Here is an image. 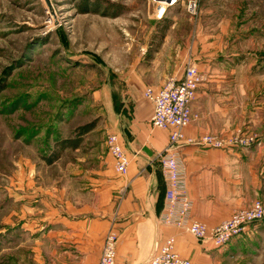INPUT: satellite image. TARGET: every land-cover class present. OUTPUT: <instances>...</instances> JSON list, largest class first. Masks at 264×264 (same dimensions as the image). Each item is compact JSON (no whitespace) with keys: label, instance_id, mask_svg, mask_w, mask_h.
<instances>
[{"label":"crops","instance_id":"0c3cea01","mask_svg":"<svg viewBox=\"0 0 264 264\" xmlns=\"http://www.w3.org/2000/svg\"><path fill=\"white\" fill-rule=\"evenodd\" d=\"M211 45L203 44L194 60L202 82L190 105L197 118L184 135L193 140L216 136L224 147L182 143L176 151L184 169L190 219L208 228L256 200L264 202V133H259L258 105L238 102L245 84L240 76L251 78L253 72L229 71L216 61ZM141 50L123 70L125 96H117L123 105L119 113L113 109L112 91L107 94L98 87L93 92L104 106L111 105L105 138L101 135L94 140L95 130L72 151L83 152L80 159L67 164L65 186L53 194L26 193L21 200L28 264H99L103 239L111 229L117 233L116 264H147L154 247L171 237L175 251L195 264H264V222L228 245L214 248L208 241H198L159 221L166 181L157 156L169 138L168 132L150 124L153 109L142 93L146 87L162 88L169 78L179 80L186 65L182 51L162 59L159 52ZM239 129L256 132L254 145L235 144L233 134ZM109 134L119 137L129 157L124 177L116 173L107 153Z\"/></svg>","mask_w":264,"mask_h":264},{"label":"rangeland","instance_id":"374dc122","mask_svg":"<svg viewBox=\"0 0 264 264\" xmlns=\"http://www.w3.org/2000/svg\"><path fill=\"white\" fill-rule=\"evenodd\" d=\"M49 1L50 7L44 0H0V264H28L21 200L66 185L65 168L83 151L47 165L56 139L94 121V140L105 138L111 105L93 92L103 87L125 96L123 70L143 48L162 59L182 51L185 65L195 64L208 42L229 71H252L251 78L240 76L238 102L258 105L264 133V0H180L161 20L148 0H109L116 17L80 13V0ZM233 135L257 136L240 129Z\"/></svg>","mask_w":264,"mask_h":264},{"label":"built area","instance_id":"2783aa9c","mask_svg":"<svg viewBox=\"0 0 264 264\" xmlns=\"http://www.w3.org/2000/svg\"><path fill=\"white\" fill-rule=\"evenodd\" d=\"M148 1L157 3L156 18L161 20L167 10L180 0ZM187 7L190 13L195 14L196 5L193 1H190ZM185 65L179 80L169 78L162 88L146 87L142 93L153 109L150 124L156 129L168 132L169 138L167 147L157 156L166 181L165 202L159 221L168 227L184 230L198 241H208L214 248H221L228 245L231 240L241 237L257 223L264 222V202L256 200L250 210L237 211L214 228H208L204 223L190 219L191 205L186 195L184 169L178 161L176 151L182 143L202 145L210 149H220L224 147V143L212 135H205L196 140L185 137L184 130L197 118L196 114H192L190 105L196 98V92L202 82L196 65L191 62ZM254 142L252 138L243 136L235 140L239 147H249L250 143ZM105 145L108 155L112 156L116 173L124 177L129 169V157L123 149L121 140L116 134H109ZM103 241L99 264H116L118 242L116 231L111 229ZM174 244L173 237L157 244L147 264H195L181 257L175 251Z\"/></svg>","mask_w":264,"mask_h":264},{"label":"trees","instance_id":"16d2710c","mask_svg":"<svg viewBox=\"0 0 264 264\" xmlns=\"http://www.w3.org/2000/svg\"><path fill=\"white\" fill-rule=\"evenodd\" d=\"M79 10L80 13L87 14L90 12L94 13H100L101 15L105 16H111L116 17L119 15V12H110L109 9H116L118 6H116L114 3H112L109 0H80L79 1ZM104 6V9L102 10V7ZM171 24V22L168 23V25ZM167 26V25H166ZM117 93L112 91V97H113V109L116 112L121 111L122 103L118 102L121 101L118 100V97L115 96ZM96 129V122H89L84 123L80 125L74 132H72L70 135L62 138V139H56L54 144V149L49 154V156L44 160L47 165H53L55 162L59 161L62 158L63 153L67 151H73L75 149H78L83 140L90 135V133L94 132Z\"/></svg>","mask_w":264,"mask_h":264},{"label":"water","instance_id":"95a60500","mask_svg":"<svg viewBox=\"0 0 264 264\" xmlns=\"http://www.w3.org/2000/svg\"><path fill=\"white\" fill-rule=\"evenodd\" d=\"M45 1V3H46V5L48 6V7H50V1L49 0H44ZM170 0H167V2H169Z\"/></svg>","mask_w":264,"mask_h":264},{"label":"bare ground","instance_id":"6f19581e","mask_svg":"<svg viewBox=\"0 0 264 264\" xmlns=\"http://www.w3.org/2000/svg\"><path fill=\"white\" fill-rule=\"evenodd\" d=\"M162 8V7H161Z\"/></svg>","mask_w":264,"mask_h":264}]
</instances>
